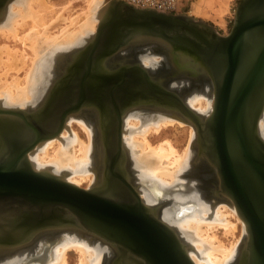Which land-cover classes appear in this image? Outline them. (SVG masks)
<instances>
[{
  "label": "water",
  "instance_id": "water-1",
  "mask_svg": "<svg viewBox=\"0 0 264 264\" xmlns=\"http://www.w3.org/2000/svg\"><path fill=\"white\" fill-rule=\"evenodd\" d=\"M8 2L0 1V13ZM144 47L171 72H150L138 56H121ZM59 65L40 108L0 105L1 250L74 227L113 248L110 264H196L178 230L160 216V205H147L133 181L123 114L146 106L194 125L196 160L216 169L217 200L231 198L248 234L230 264H264V0H242L228 35L187 15L108 0L97 31ZM177 76L211 79L214 103L207 118L189 106L186 93L170 86ZM83 108L98 112L104 154L99 181L88 188L36 169L29 159L31 150L59 136L69 115Z\"/></svg>",
  "mask_w": 264,
  "mask_h": 264
},
{
  "label": "bare ground",
  "instance_id": "bare-ground-1",
  "mask_svg": "<svg viewBox=\"0 0 264 264\" xmlns=\"http://www.w3.org/2000/svg\"><path fill=\"white\" fill-rule=\"evenodd\" d=\"M9 1L11 2V0ZM98 1L99 0H89V3L91 5L89 8L90 11H87V13H89L87 14V16L85 15L86 17L83 22H79L77 18L76 21L73 19V21L78 24L80 28L71 30L69 29L70 27H64L65 29L63 28L60 34H54L55 38L52 37L54 39L51 38V40H49V43H47V46H51L52 48V46L57 45L59 41L60 44L58 45H61L62 41H73V39L80 40L81 35H83L82 33H85L88 30H95L96 16H94V9H96ZM35 4H37L39 8H42V10L43 8L47 10L50 9L53 12V7L48 5L46 0H25L24 3H20L19 5L14 4L12 9H10L9 19L7 18L4 21L1 20L0 22L1 24H5L4 26L0 27V33L5 35L9 39L10 37H13L16 40L22 41L23 44L27 45L34 52V54H36L35 57L37 60L36 61L34 58L33 62H35V68L33 67L32 71H29L27 73V84H22L19 79H16L17 77H14V83L9 85L7 87V90L3 91L0 89V93L2 94L3 92L6 98L12 103V105H17L18 103L25 104L28 97H30L31 95H33L32 98L35 95L37 96L39 94L38 92H40L41 90L39 86L41 83L38 84L37 81L40 71L43 70L42 65H44L46 56L44 57L42 55L41 49V52L39 51V45H41L43 43L42 40L44 41V38H46V36H44L46 35V33L41 34L39 33V31H41L40 29H32V32L20 36L19 32L20 29L27 24V21L29 19L33 20V22H36L38 27H47L48 24L45 23L44 18L39 15L40 10L38 11L35 9ZM9 5L10 3L8 2L5 6L6 10ZM103 12L104 10L101 13L98 12L99 14H101V19L103 16ZM43 31H46V29H43ZM77 40H74V43ZM3 51L4 54L9 58H7L8 62L6 63L9 66V70L11 69L16 71V69L19 68L18 61H22L27 58V56L24 55V52L19 53L20 51H17L14 54L6 47L3 49ZM18 53L22 54V57H16ZM123 53L124 54H122L121 56L124 57V59L127 57V59L125 60L133 61L138 56L137 59H141V62L145 67L146 65L150 64V66L148 65V69L150 72H171V69H168L166 65H164L162 68H159L160 66L155 64V62H157L158 55L149 47L145 49H126L123 51ZM25 62L26 61H24V63ZM19 64H21V62ZM9 70L5 72L6 76ZM1 77L2 76L0 75V79ZM169 82L172 88H177L182 93H186L187 95H189L191 101L190 103H188L187 101V103L189 104V106H191V108L201 113L203 115V119L207 118L211 114L213 110V107L211 108V106H213L212 100L214 97V88L210 78L191 79L188 76H177L174 80H170ZM41 85H43V82ZM141 107L146 108V106ZM131 110H128L126 115L123 117V141L125 146L127 140L129 139L128 143L132 148V151L130 150V155H132V158L135 161L137 170L140 171L142 176L146 177V185L148 186V188L140 190L143 200L147 205L155 207L157 198L158 201L162 202V197L166 198L167 195L165 194L170 193L169 196H171L172 199H170L169 206H166V209L163 211V219L173 228L178 230L179 235L182 237L185 243L188 244L189 253L196 264H227L231 258H235L237 256L241 244L239 243V245H236L231 243V246L225 245V243H223L218 238V234L216 235L214 230L217 227H224L228 233H233L234 231H236L237 225L234 224L235 221L232 223L229 220L230 218L227 219V216L229 215H238L236 206L228 196H223L224 198H222L221 200H217L218 198L215 196V191H217L218 186L217 181L216 183L215 181L207 183L209 185L207 188L210 189L209 193H211L212 198H216V201H209L207 198H205L203 192H201L202 190L199 189V186L197 184V181L201 182L198 176L197 178L195 176L192 179L193 184L191 186H188V182H186V180H188L186 173L189 168L192 170L193 168L198 169V171L201 172L205 171V173L207 172L206 174L210 177L209 179L215 178L213 171H215L216 169L214 170V167H212L209 162H206L205 159L203 160L199 158L198 160L202 161L204 164L200 165V163H196V167H193L192 156L194 152L192 151V147L190 146L182 153L173 145L170 140H166L160 145H154L150 141V139L148 138V134L151 130L159 132L162 126L165 127L166 125L172 124V122H174V120H177V118H179V120H181L182 122L183 119L180 118L179 115H175L173 112H169L166 110H142L138 108L130 113V115L133 116V118H130V115L128 116L127 114H129ZM94 114H96V112H94L93 108L86 109V112H82V114L79 115L83 118L80 119L79 122H77L81 127H83V130L85 129V131L87 132L89 136L88 141L81 140V138L76 133L74 137L72 136V138H74L75 140L72 138H64L59 134V136L57 137L39 143L29 153V159L31 160L33 166L38 169V167H40L42 163H46L48 167L51 164H55L58 169L70 167L75 170L73 172L77 173H75L71 178H68L67 175H61L65 177L66 180L77 185H80L83 181L86 180L91 182L89 186L97 184L99 181L100 170L103 167L102 164L104 154L101 147V135H99V140L96 139V130L95 125L93 124V121L96 124V119L93 117ZM106 114L107 113L105 111V115ZM139 116L146 118L148 117V119L150 120L145 121L147 123L142 122L141 125L140 120L138 119ZM92 118H94L95 120H93ZM110 119L111 118L107 120ZM155 120L159 122H153ZM125 123H130V129H127V131L125 130ZM192 126L194 127L193 124ZM66 127L67 124L65 128ZM65 128L61 132L63 133V136H65ZM195 132L196 129L192 130V134ZM260 132L264 138V114L260 121ZM128 133L129 136L127 137L126 134ZM69 140L70 142H72L70 147L67 145L69 143ZM56 141L58 142L57 149L54 154L51 155L49 149L52 147L54 148V144L56 143ZM77 145L78 148L75 149ZM39 149H42L41 153H37ZM125 151L129 156L126 147ZM33 152L36 154V159H38L40 164L33 162V160L31 159V154ZM96 160L98 175L94 179L90 170H93V168H95ZM129 162V165H131V160H129ZM50 168L51 167H46V169L42 170L52 172ZM54 174L60 175L57 173ZM139 188L141 189V187ZM186 188H188V192H184L183 189ZM160 211L161 208L159 210V213ZM244 230L243 243L246 242L248 238L245 225ZM61 241H64V243L59 247ZM71 249H75L76 251H78L80 259L79 264H101L102 260H104L105 257L107 259L112 257L113 259L115 253L113 248L98 236L81 228L65 227L63 229L56 230L55 232L52 231L34 235L30 241L24 243L21 246L3 250L0 249V264H67L68 254H70L69 251ZM32 252L34 253L28 255ZM203 253L206 254L205 258L203 257ZM109 262L111 263V261Z\"/></svg>",
  "mask_w": 264,
  "mask_h": 264
},
{
  "label": "rangeland",
  "instance_id": "rangeland-1",
  "mask_svg": "<svg viewBox=\"0 0 264 264\" xmlns=\"http://www.w3.org/2000/svg\"><path fill=\"white\" fill-rule=\"evenodd\" d=\"M24 1L25 0H19V1L18 0H11V2L9 1L10 5L8 6L7 10L4 7L3 11L4 10L5 11L4 12L2 11L0 13V22H1V20L4 21L7 18L9 19L10 9H12L14 4L19 5L20 3H24ZM99 1L97 2L96 9H94V16H96L95 17L96 18L95 30H91V31L88 30L85 33H82L83 35H81L80 40L73 39V41H71V40L62 41L61 42L62 44L58 45V44H60V41H59L58 44L52 46V48H51V46L48 47L47 43H49V40H51L52 37L55 38L54 34H56V35L60 34L61 30L64 27L65 28L70 27L69 29H71V30H76V29L80 28L79 25L73 21V19L76 21V18H77V20L79 22H83L85 20V17L89 13V12L87 13V11H90L89 8L91 5L89 3V0H46L48 5L53 7V9H52L53 12H52L50 9L47 10V9L43 8V10H42V8H39V6L37 4H35V6H34L35 9L38 11L40 10L39 15H41L44 18L45 23L48 24L47 27H45V28H41L40 26L38 27L36 22H33V20L29 19L27 21V24L24 27H22L19 32H20V36H23L26 33L32 32V29H40L41 31H39V33H41V34L46 33V35H44V36H46V38H44V41L42 40V42H43L42 44H45V45H42V44L39 45V51L41 52V50H42V52H41L42 55L44 57L46 56L45 57L46 60L44 62V65H42L43 70L40 71V73L38 75V81H37L38 84H40V83L42 84V82H43V85H41V84L39 85L40 89H41L40 92H38L39 94L37 96L35 95L33 98H32L33 95L28 97V99H26L25 104H19V103L17 104L16 103L17 105H15V104L12 105V103L6 98V96L2 92V94L0 93L1 94L0 95V105L1 106L8 107V108L20 107L21 109H23V108H34V106H36V104L40 103L41 99L46 94V89L49 87L48 83L50 82V80L55 75V72L59 71V69H58L59 61L66 58V56H68V53L70 52L71 49L82 46L86 42V40H88L97 31V28H98L99 23L101 21V14H99V13H101L104 10V7L106 6L108 0H99ZM241 1L242 0H192V2L191 1L189 2L188 9L185 12H183L181 15H187V16L193 17L194 19H196L198 21H204L206 24L212 26L214 28V31L217 32L218 34L228 35L229 32L231 31V28H232L234 20H235L236 9H237V7ZM99 4H101V5H99ZM102 4H103V6H102ZM97 13H98V15H97ZM58 16H61V17H58ZM4 25L5 24L0 23V27H2ZM43 29L44 30L46 29V31H43ZM203 29L205 30L206 28H203ZM85 35H86V37H85ZM54 38H52V39H54ZM74 40H77V41H75V43H74ZM66 43H68V44H66ZM69 43H71V44H69ZM40 46H41V48H40ZM5 47L8 48L10 51H12L14 54L17 51L18 52L20 51L19 53L24 52V55L27 56V58H26L27 60L25 59L22 61H18V65H19L18 67L22 68V69L17 68L16 71L11 70V69L9 70V66L6 64L8 62V60H7L8 57L4 54V51H3V49ZM54 48H56V49H54ZM45 49H47V50H45ZM19 53L16 55V57H22L21 56L22 54H19ZM35 55L36 54H34V52L27 45L23 44L22 41L16 40L13 37H10V39H9L5 35L0 33V75L2 76L0 79L1 80L0 81V83H1L0 89L3 91L7 90V87L14 83L16 77H17L16 79H19L22 84H27V78H26L28 76L27 73L29 71L31 72L33 67L35 68V66H34L35 62H33L34 58L36 60ZM161 59H162L161 57H159V56L157 57V61L161 60ZM139 60L142 61L141 59H139ZM24 61H26L25 62L26 64L24 63ZM20 62H21V64H19ZM53 65H54V68H53ZM148 65L150 66V64H148ZM148 65H146L147 68L149 67ZM163 66H160L159 68H162ZM7 70H9V72L7 73L8 77L5 75V72H7ZM41 78H43V79H41ZM4 80H6V81H4ZM37 100H38V102L36 103ZM186 101H188V103H190L191 100L189 98V95L186 97ZM213 101H214V97L212 100V105H213ZM212 107L213 106H211V108ZM138 108H140L142 110L153 109V108H149V107H146L147 109L144 107H137L136 109H138ZM136 109L134 108L127 115L129 116L130 113H132V111H135ZM136 115H139V114H136ZM128 116H127V119H128ZM131 116L132 115H130L129 117L133 118V116L132 117ZM82 118L83 117L79 116V115L78 116H75V115L71 116V118L67 122V127L65 128V132H64L65 136H63V133H61L60 135L64 138H72V136L74 137V135L77 133L78 136L81 138V140L88 141L89 136H88L87 132L85 131V129L83 130V127H81L77 123ZM138 119L140 120L141 125H142V122L147 123L145 121L150 120V119H148V117L146 118V117H142V116L141 117L139 116ZM93 120H95V119L93 118ZM153 122L158 123L159 121L155 120ZM93 124L95 125L96 139L98 140V126L95 124L94 121H93ZM129 124L127 123L125 125L126 131H127V129H130ZM194 129L195 128L192 126L191 122H188L184 119L181 122V120H179V118H177V120H174V122H172V124L166 125L165 127L162 126L161 129L159 130V132L151 130L148 134V138L150 139V141L154 145H160L161 143H164L166 140H170L173 143V145L182 153L187 148H189V146H190V147H192L191 149L194 152L193 156H192V162L195 161V164L198 162V163H200V165L201 164L203 165L204 163L202 161H199V160L197 161L196 157L194 155L195 149L193 148V140H194L195 135H196V132L192 134V130H194ZM129 133L126 134L127 137L129 136ZM72 139H74V138H72ZM128 142H129V139L127 140V143L125 144V147L127 148L129 158H131L130 160L133 161V162L131 161V167L134 168V173H135L133 181L135 183H137V185H139V187H141L140 190H144V189L148 188V186L146 185V177L142 176L140 171L137 170V168L135 166V161L133 160L132 155H130L132 148ZM71 144H72V142H70V140H69V143L67 145L70 147ZM54 145H55L54 148L52 147L49 149V152L51 155H53L54 152L56 151L57 146H58V142L56 141V143ZM77 148H78V145L75 147V149H77ZM188 151H189V149H188ZM39 152L41 153L42 149H39L37 153H39ZM31 159L33 160V162L40 164L38 159H36V154L34 152L31 154ZM195 164H193L192 166L196 167ZM46 167L47 168L51 167L50 169L52 170V172L60 174V175H65V176L67 175L68 178H71L75 173H77V172H73L75 170L70 168V167L58 169V167L55 164H51L48 167V165H46V163L45 164L42 163L40 165V167H38V169L42 170V169H46ZM191 170L192 169L189 168V170H188L189 172L187 171V173H186V176L188 177V180H186V182H188L187 183L188 186H191L193 184L192 179L195 176H196V178L198 176L197 174H195L196 172H194L193 170L191 171ZM90 171L93 175V178L95 179L96 176L98 175L97 174V160L95 163V168H93V170L91 169ZM62 172H63V174H62ZM206 173L203 172L202 174L199 175L200 179L201 178L205 179L204 183L202 181H201L202 183L197 181V184L199 186V189L202 190L201 192H203L205 198H207L209 201L210 200L216 201V198H212L211 193H209L210 189L207 188V185H208L207 182L208 183L214 182L213 181L214 179H209L210 177L207 176ZM90 183L91 182L86 180V181H83L79 186L88 188V187H90L89 186ZM183 190H184V192H188V188L183 189ZM165 195H167V196H166V198L162 197L163 198L162 202L158 201V198H157V201L155 204L156 206L160 205V207H161L160 216L162 218H164L162 216L163 211L166 209V206H169L170 199H172V197L169 196L170 193H166ZM215 196L217 197L216 193H215ZM231 216L232 215L227 216L228 217L227 219L230 218L229 220L232 223L235 221L234 224L237 225L236 231H234L233 233H231V232L228 233L224 227H217L214 230L216 235L218 234L217 235L218 238L223 243H225V245H227V246H231L232 244L239 245V243L242 244L243 238H244V231H245L244 230L245 224H244L243 220L240 218V216L239 215L232 216V217ZM239 221H241V222H239ZM63 243H64V241L63 242L61 241V243L59 244V247L62 246ZM33 253L34 252L29 253L28 255H31ZM69 253L70 254H68L67 264H79L80 259H79L78 251H76L75 249H71L69 251ZM203 254H201V255H203ZM203 257L205 258L206 254H204ZM111 259H112V257H110L108 259L105 257L104 260H102L101 264H109L110 263L109 261H111ZM233 259L234 258H231L227 264H230Z\"/></svg>",
  "mask_w": 264,
  "mask_h": 264
},
{
  "label": "built area",
  "instance_id": "built-area-1",
  "mask_svg": "<svg viewBox=\"0 0 264 264\" xmlns=\"http://www.w3.org/2000/svg\"><path fill=\"white\" fill-rule=\"evenodd\" d=\"M141 10H153L165 14H182L192 0H123ZM192 4V3H191Z\"/></svg>",
  "mask_w": 264,
  "mask_h": 264
},
{
  "label": "flooded vegetation",
  "instance_id": "flooded-vegetation-1",
  "mask_svg": "<svg viewBox=\"0 0 264 264\" xmlns=\"http://www.w3.org/2000/svg\"><path fill=\"white\" fill-rule=\"evenodd\" d=\"M201 29H203L202 27H201ZM206 31H207V29H205ZM60 61H62L63 62V59L62 60H60ZM59 61V62H60ZM58 69H59V71L58 72H55V75L54 76H59V74H60V69H61V67H60V65H58ZM53 76V77H54ZM52 79L50 80V82L48 83V88L46 89V93H47V91H48V89L50 88V86H51V84H52ZM45 97H46V94H45V96L41 99V101H40V103H38V104H36V106H34V108H23V109H27V110H29V111H34V110H36L37 108H40L39 106H41V104H43V102H44V100H45ZM38 102V101H37ZM86 109H91V108H83L81 111L82 112H86ZM83 110H85V111H83ZM77 112L76 114H71V115H69V117H68V119L67 120H69L70 118H71V116H78V115H81L82 114V112ZM94 112H96V114H94L93 115V117L96 119V124H97V126H99V124L101 123V121L99 120V116H98V112L97 111H95L94 110ZM79 113V114H78ZM127 113V112H126ZM126 113L125 114H123V117L126 115ZM116 114V113H115ZM114 114V116L116 117V115ZM93 119V118H92ZM115 121H117L118 119H114ZM67 122L68 121H66V124H67ZM98 140H99V131H98ZM198 161V160H197ZM200 161V160H199ZM198 163V162H197ZM198 166V165H197ZM208 183V182H207ZM209 185H207V187H208Z\"/></svg>",
  "mask_w": 264,
  "mask_h": 264
}]
</instances>
